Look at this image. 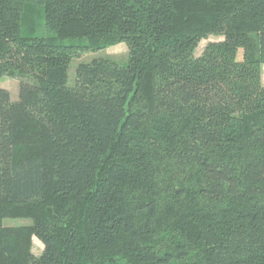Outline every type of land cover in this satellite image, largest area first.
Masks as SVG:
<instances>
[{
  "label": "trees",
  "instance_id": "trees-1",
  "mask_svg": "<svg viewBox=\"0 0 264 264\" xmlns=\"http://www.w3.org/2000/svg\"><path fill=\"white\" fill-rule=\"evenodd\" d=\"M263 65L264 0H0V264H264ZM159 153L198 173L162 232Z\"/></svg>",
  "mask_w": 264,
  "mask_h": 264
},
{
  "label": "rangeland",
  "instance_id": "rangeland-1",
  "mask_svg": "<svg viewBox=\"0 0 264 264\" xmlns=\"http://www.w3.org/2000/svg\"><path fill=\"white\" fill-rule=\"evenodd\" d=\"M223 37L218 36V35H214L211 34L209 35L207 38L202 39V41L199 43L197 49H196V55H200L205 46L211 42V41H219L222 40ZM72 41L70 39H66L64 41V43H71ZM97 55L99 56H109L110 58L118 61L121 65H125L128 61V47L125 43H118L115 45H111L109 46L107 49H105L104 51H100V52H89L84 54L81 57L78 58H74L69 66V70H68V85H74L75 83V79H76V69L77 66L82 63V62H88L90 60H92L94 57H96ZM245 57V53L243 49H240L238 52V57H237V68H240L244 62V58ZM25 77H23L18 71H9L7 73L4 74V76L1 78L0 80V84L1 86H3L4 88L8 89L11 92V97L13 100H16L18 98V90H19V83L21 79H24ZM27 79V77L25 78ZM262 80H263V84H264V65H263V76H262ZM160 154V156H159ZM157 155V159L160 162V164H166L167 165L163 166L164 170L166 172H168V170L173 171V173L175 175H177L179 178L173 179H165V180H160L158 182V186H159V204L161 205H165L164 207H162V210L160 211V216L159 219H157V223H155L156 227H158L159 229H161L160 232L165 230V227H163L161 224L165 223L168 221V217L170 216V214L172 213V211L175 209V207H178V201L180 200V194L182 192L180 191H174L172 190L171 185H175V187H177V185H182L184 183L181 182V178L188 176L189 174L194 175L196 178H198V173L196 171L195 168L190 167V165H188L187 163H180L177 165L176 159L175 158H169L168 156H163L161 153H159ZM171 165L170 168L168 167V165ZM195 182V180H194ZM187 185V184H185ZM188 185V187L186 188L188 192H192L193 188ZM186 191V192H187ZM191 195L198 197L197 200V204H201L202 206H204L203 209H207L208 208V201L202 199L199 194L197 193L196 195L194 194V192L191 193ZM183 199V198H181ZM198 208V207H197ZM161 209V208H160ZM162 221V222H161ZM33 222V219L30 216H26V215H20V216H15V217H10L7 219L3 220V224L4 225H9V226H22V225H29ZM165 233V232H164ZM167 239L168 238H172L174 237L177 240H182L183 236L182 234H180V232H170V230L167 229V235H164ZM189 247V251H190V255H196L197 250L199 249L200 246L198 245H193L190 246V244H188ZM31 249L32 252L39 256L42 254L43 250H44V244L41 241V239L39 237H37L36 235L32 236L31 239Z\"/></svg>",
  "mask_w": 264,
  "mask_h": 264
}]
</instances>
